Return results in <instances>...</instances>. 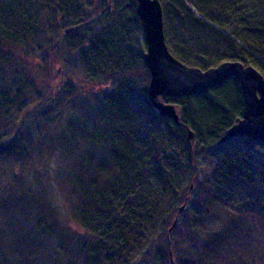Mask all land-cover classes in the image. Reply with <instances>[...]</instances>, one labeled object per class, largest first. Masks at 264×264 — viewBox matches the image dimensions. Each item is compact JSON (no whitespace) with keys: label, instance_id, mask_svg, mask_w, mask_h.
<instances>
[{"label":"trees","instance_id":"obj_1","mask_svg":"<svg viewBox=\"0 0 264 264\" xmlns=\"http://www.w3.org/2000/svg\"><path fill=\"white\" fill-rule=\"evenodd\" d=\"M158 2L177 61L264 79V0ZM145 51L135 0H0V264H217L264 227V145L218 143L242 115L238 83L162 100L176 125L147 97ZM37 159L61 221L28 196Z\"/></svg>","mask_w":264,"mask_h":264},{"label":"water","instance_id":"obj_2","mask_svg":"<svg viewBox=\"0 0 264 264\" xmlns=\"http://www.w3.org/2000/svg\"><path fill=\"white\" fill-rule=\"evenodd\" d=\"M135 1L136 14L146 42L143 61L149 72L147 97L158 115L178 125L175 107L162 100L204 94L232 78L240 87L243 111L218 143L244 137L264 145V79L261 74L253 67L237 61L223 62L206 71L180 63L167 50L162 9L158 0ZM192 137V132L187 131L189 143ZM183 208L180 207L179 211ZM172 227L168 229L167 235Z\"/></svg>","mask_w":264,"mask_h":264},{"label":"rangeland","instance_id":"obj_3","mask_svg":"<svg viewBox=\"0 0 264 264\" xmlns=\"http://www.w3.org/2000/svg\"><path fill=\"white\" fill-rule=\"evenodd\" d=\"M169 23L174 25V23L172 21H170V18H169ZM217 49H218L217 51H219V52H225L223 48L219 47ZM48 78H49L48 83L50 84L51 83L50 77H48ZM12 139H13V137L10 138V140L7 142V145L11 144ZM1 159H2V157L0 156V160ZM43 166H44L43 162L41 160L37 159V162H35V164H34V172L39 173L38 171L40 169L42 170ZM29 169H30V167L28 166V170ZM31 173H32V171L29 172L30 176L26 182L27 186L29 188L28 189L29 191L27 192L29 195L28 194L27 195L29 196L30 199H32V200L34 199V201L38 202V207L41 206L46 199H48L50 204H49V206H47L42 211V214L46 218L51 216V218H53V220L61 221L62 217L65 215V210H63V207H62L63 205H62L61 201L59 200V198H57L56 196H51L48 192H46V195L44 197L41 193L42 186L46 187V176L44 175L43 172L39 173L40 175H38L39 178L37 179L38 182H35L33 179L34 176ZM1 185H0V188L3 189V193L4 194L9 193L8 192L9 189L6 188V187H8V184L6 183V181L3 182ZM20 192H21L20 189L16 188L15 192L13 193L14 194L13 197L16 198V203H15V204H17L16 208H18L20 206L22 208V206H23L22 203L27 198V197H24L25 199L20 201V199H21ZM12 207L15 208L14 205H12ZM20 211L21 210L16 211L15 214L17 216L22 217L23 215H22V213H20ZM252 224L253 225H251L249 231H247L243 234V236L247 235V237L238 238L236 242L231 240V244L233 246L234 253L231 255H229V254L226 255L228 257V260H221V261L217 260V264H264V227L262 226V224L259 221H257V222L255 221ZM18 226H19V224H18ZM15 228H16V226L12 227V230H14ZM238 233H240V232H238ZM4 236H3V238H4ZM11 239L12 238H8V241H10ZM0 241H1V239H0ZM222 253L224 254V252H222ZM136 264H162V262H161V259H159L157 257V255L154 253L151 255L149 260L138 261Z\"/></svg>","mask_w":264,"mask_h":264}]
</instances>
